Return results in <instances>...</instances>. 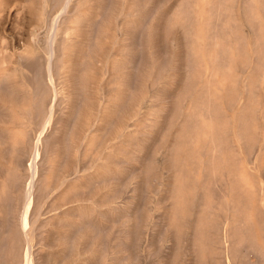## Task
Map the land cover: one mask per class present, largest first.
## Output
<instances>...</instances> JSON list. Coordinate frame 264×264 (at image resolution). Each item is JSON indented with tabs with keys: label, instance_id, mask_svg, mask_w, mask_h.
<instances>
[{
	"label": "rangeland",
	"instance_id": "374dc122",
	"mask_svg": "<svg viewBox=\"0 0 264 264\" xmlns=\"http://www.w3.org/2000/svg\"><path fill=\"white\" fill-rule=\"evenodd\" d=\"M257 36L264 0H0V245L14 247L5 240L3 264H264V177L248 170L254 161H235L244 197L222 185L226 176H203L184 206L174 162L179 135L184 154L196 148L211 110L234 141L237 104L211 109L204 95L193 105L227 56L235 92L242 77L250 94L251 77V98L263 100ZM250 117L260 139L264 109ZM199 157L194 164L207 160ZM234 204L248 224L229 216ZM245 227L261 258L231 248Z\"/></svg>",
	"mask_w": 264,
	"mask_h": 264
},
{
	"label": "bare ground",
	"instance_id": "6f19581e",
	"mask_svg": "<svg viewBox=\"0 0 264 264\" xmlns=\"http://www.w3.org/2000/svg\"><path fill=\"white\" fill-rule=\"evenodd\" d=\"M159 21H161V20H159ZM258 37L259 36H257L256 43L259 44L260 46L256 47L258 49L256 54H260L261 48L263 46V41H264ZM219 44H220L219 42H216L215 45L217 46V48L219 47ZM237 52H238V57H243L242 56L243 51H237ZM220 55H222V57H224L223 53L222 54L220 53ZM232 57L233 56H230V57L227 56L226 58H227V60H229V61H227L229 64L228 65L226 64L223 67H221L222 64H220L221 68H219L217 72L211 73V75H209V77L207 78L208 82L205 84V86H201V89L203 91H200V95L198 96L197 100L194 101L193 105L195 104L199 108L200 104L205 102L203 99L204 95L208 96V98H207L208 100H211V96H212V98H213L212 100L214 103L212 102V100L211 101L207 100L209 103H211L210 104L211 109H214L212 107V105L213 106L214 105H217V106L221 105L223 107H227V105L237 104L238 105V112H239L238 113V120L240 121V124H236V129H234V141H233L232 145H230V142H229L230 139L228 138V136L226 134V130H225L226 120H222V122H221L220 120L216 119V116L213 114V112L211 110L209 112V114L213 115V116L211 115L212 121L211 122L207 121L204 124L201 123L202 125L196 128V132H195L196 133L195 139H197L196 148L186 150L185 154L182 152V148H183V146L184 147L189 146L188 145L189 142L186 140L187 139L186 132L183 131V133H181V135H179L180 140L183 138L182 139V147H180L181 148V154L180 153L178 154V156L176 157V160L174 162H175V166L179 165V169H178V179L179 180L177 179L178 180L177 183H179V185H180L179 193L182 195V198H183L180 200L181 206H184L185 204H188L190 201L193 200V198H191V195L195 196L196 191H194V189H192V187H190V184H192V186L194 185V183L197 184L203 178V176H206V177L210 176L211 179L219 178V177L223 178L226 176L229 181L223 182L222 185L223 186H230L231 190L229 188L228 189L230 191H232V193L238 194L240 196V198L244 197V196H241L243 193V190L240 189V186L242 187V185H241L242 181L245 180L244 178L247 177V175L242 177L244 175V172H242V167H240V166L238 167L235 165V161L236 160L238 161L241 157L247 161L250 160V162L254 161L255 165L251 164L249 166L248 170L252 171L254 169L256 171L254 173H255L257 178L264 177V161H262V163L260 164V163H258L259 161L257 159V158H259L261 161V158L259 157V155L262 152H264V130L262 129V131H263L262 135L263 136L259 139L258 137H256V134H254V132L256 131V127L255 126L253 127V124L256 125L255 119H253L254 122L252 123V125L249 126V121H251L250 115H251L252 111L253 110L255 111L260 106L264 109V98H263V100L258 99L257 101H254L251 98V96L253 94L252 93V91H253L252 83H251L252 80L249 81V79L251 77L245 78L246 83H247L246 87L250 90V94H248V93L246 94L245 88L242 87V83L244 81V79H242V77L239 78V82H238L239 89L237 92H235L234 89L236 86L234 85V83L236 84V78H232V79L229 78L230 69L232 68L233 63L235 64L234 58H232ZM235 57H237V56H235ZM252 57H253V55H252ZM249 58L250 57H247L246 59L249 60ZM243 62H244V60H243ZM227 67H229V69H227ZM26 70L28 72H32L35 75L37 82L35 84L34 90L32 89V92L35 94H39L41 92L42 88L40 87V84L38 83V75H37L38 72H37L36 67L33 66L32 69L29 67H26ZM185 80H187V79H185ZM234 98H237V100L232 101ZM242 100H243V102H242ZM36 104H37L36 105L37 109H42V107H43V105H42L43 101L42 100L40 102L38 101V103H36ZM223 118L224 117L222 116V119ZM191 122H194V120ZM188 123H189V121H188ZM241 123H242V125H241ZM189 135H190V133H189ZM232 140H233V138H231V141ZM45 143L47 145V142H45ZM233 148L236 149V152H234V153H232ZM257 148H258V153L254 154L256 152ZM229 149H231V150L228 151ZM202 153H205V158H207V160H204L205 161L204 164H200V165L198 163L194 164V160H195V162H199L198 161L200 159L199 154L202 155ZM183 155L185 157L184 160H183ZM254 155H255L256 159L253 160ZM247 157H248V159H247ZM169 164H170V162H169ZM192 174H197V178L195 179V181L191 180V182H190L188 180L187 176L192 175ZM33 184L35 186V183H33ZM237 184H239V186H237ZM37 187H38V184H37ZM33 189H35V188H33ZM38 189L39 188H37V190ZM260 192H262V191H260ZM260 194H261L260 195L261 200L264 203V195H262V193H260ZM209 198L210 197L208 195V199ZM11 205H12V203H10L9 206H11ZM234 205L231 208H229V216L234 218L233 221L237 222V220H240V222H243L242 224H248L247 220H249V218H248L246 212H245V214L243 212H242V215L240 214V212L243 211L244 208L240 209L239 206H236V205L234 206ZM263 206H264V204H263ZM263 206L261 207L262 209H263ZM209 208H210L209 205L206 204L203 207L204 213L206 210L208 211ZM23 214H24V211H23ZM252 214H254V213H252ZM257 214H259V213H257ZM18 215H21V214H18ZM8 217H9V215H8ZM23 217H24V215H23ZM9 226H8V229H5V227H4V230H6V231L9 230ZM16 228H18V227H16ZM5 233H4V235H5ZM242 233L244 235L242 236L243 238L240 239V242L238 243V245L231 246V248L248 246L249 250L252 251L253 256H255L256 258L257 257L261 258V254L257 251V249H258L256 246L257 244L255 243L254 238L251 237L252 236V230L245 227V230ZM7 234L10 237V235L12 236V234H14V233H10L8 231ZM7 234H6V237H7ZM15 236H14V238H15ZM5 240L7 241V243L10 242V240L8 241L7 238L2 239V241H4V243L2 244V246L0 245V259L2 260V261H0V264H3L5 262L4 260H6V263H7V261H8L7 257L9 258V256H10L9 252L10 251L12 252V250L14 249V247L12 249V247H11L12 243L10 242L11 244L8 243L11 247V250H10L7 243H5ZM262 244L263 243H261V245ZM7 247H8V249H7ZM262 248H263V246H262ZM17 250H18V248L16 249V251ZM17 258H19V255ZM239 264H241V263H239ZM246 264H248V263H246Z\"/></svg>",
	"mask_w": 264,
	"mask_h": 264
}]
</instances>
